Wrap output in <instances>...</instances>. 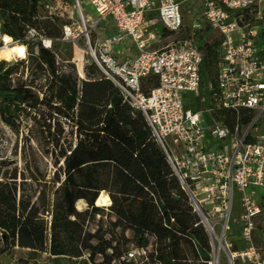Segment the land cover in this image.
Returning a JSON list of instances; mask_svg holds the SVG:
<instances>
[{
	"label": "built area",
	"instance_id": "2783aa9c",
	"mask_svg": "<svg viewBox=\"0 0 264 264\" xmlns=\"http://www.w3.org/2000/svg\"><path fill=\"white\" fill-rule=\"evenodd\" d=\"M83 4L97 20L85 14ZM36 10L40 21L65 22L60 37L52 40L26 25L21 40L5 45L0 39V49L17 44L27 49L23 58L0 59V65L6 63L0 75L15 66L10 83L20 80L42 100L46 77L41 91L30 85L29 48L52 51L59 64L54 41L74 46L82 41L92 64L142 115L189 204L203 213L211 249L207 264H264V223L260 228L258 223L264 217V0H40ZM100 23L112 25L113 31L101 37ZM207 28L218 43L217 73L214 86L205 85L208 107L200 98L196 109L184 94L198 96L203 88L204 55L194 36ZM2 30L0 16V37ZM171 36L180 37L165 43ZM82 63L84 74L88 61ZM151 80L156 84L149 85ZM215 109L233 115L232 128L215 118ZM31 112L23 103L6 108L0 96V147ZM6 169L10 166L0 162V183H15L18 199L19 179L5 175ZM236 197L240 208L232 215ZM134 252L125 259L135 260Z\"/></svg>",
	"mask_w": 264,
	"mask_h": 264
},
{
	"label": "trees",
	"instance_id": "16d2710c",
	"mask_svg": "<svg viewBox=\"0 0 264 264\" xmlns=\"http://www.w3.org/2000/svg\"><path fill=\"white\" fill-rule=\"evenodd\" d=\"M39 1L0 0L3 33L21 40L28 25L52 40L59 38L65 22L40 21ZM209 33L207 28L194 37L204 55L202 83L214 86L218 43L205 42ZM34 68L30 85L36 91L43 87L37 78L46 77L42 100L20 80L10 83L8 76L15 66L0 75V96L8 109L23 103L35 111L33 120L47 130L51 148L62 162L63 179L55 177L59 185L51 204L44 191L35 200L34 195L23 193L17 199L15 183H0V255L11 248L27 251L32 264H39L41 255L49 256L52 264L61 259L96 264L97 256L103 264H134L121 261L126 260L128 245L146 250L152 239L149 264H207L211 249L201 219L152 140L142 115L123 102L94 64L86 65L84 78L79 79L71 65L56 64L54 53L39 45ZM43 107L48 109L49 123L41 113ZM214 116L232 128L231 113L215 109ZM102 192L110 198L106 210L114 219L111 230H121L118 236L101 229L87 231L86 223L105 210L95 205ZM81 200L88 209H76ZM126 231L132 233L131 239L125 237Z\"/></svg>",
	"mask_w": 264,
	"mask_h": 264
},
{
	"label": "rangeland",
	"instance_id": "374dc122",
	"mask_svg": "<svg viewBox=\"0 0 264 264\" xmlns=\"http://www.w3.org/2000/svg\"><path fill=\"white\" fill-rule=\"evenodd\" d=\"M85 11V14L91 16L93 20H97V16L92 12L90 8H88L85 4L82 5ZM191 22H189L190 24ZM100 30L99 35L102 37V33L105 35L109 34L113 31L112 25H105L104 23H100ZM160 29L161 26L158 25L156 27ZM185 36V35H183ZM180 36H171L169 37L165 43L173 42L178 39ZM216 38L214 33H209L206 37V41L212 43ZM53 50L58 56V60L60 65H71L75 71L76 76L81 79L78 74L76 73L75 65L79 63L80 59H86L88 61V66L92 64L91 60L89 59L88 55L86 54V46L81 41L78 45H73L70 42L61 43L54 41ZM28 68H29V77L28 80L31 78L32 73L34 72V57L37 56V51L34 47H30L28 51ZM134 54V53H133ZM75 63V65L73 64ZM6 65V63L4 64ZM37 77V76H36ZM42 76L38 77L36 83L40 86ZM207 81H204L203 88H201L197 93L193 94H184V98L192 99L194 101V105L196 109L200 108L199 99H204V106L205 108L208 107L209 104V97H208V89L205 87ZM41 113H43L44 118L47 119L48 109L43 107L41 109ZM40 113V114H41ZM30 118H24L22 127L14 128L12 130L13 135L10 136V140L7 145L0 147V160L1 167L3 166H10V169H6L4 174L7 175L11 173L19 179V194L23 193L24 195H34L33 200L35 197L38 196L40 191H44L48 198L49 203L51 204L52 201V193L54 189L59 185L56 181V175L59 176L60 180L63 179L62 174V162L61 160L56 157L57 151L51 148V145L48 140V134L46 129H41V126L36 124L32 117L35 116V111L31 112ZM39 119V118H38ZM30 120V121H29ZM42 120V119H41ZM47 123L48 119H47ZM69 124L65 123L64 127L69 130ZM19 129L22 130V138H20ZM21 139V144L19 145L18 141ZM20 175V176H19ZM262 192V190H258V193ZM264 192V190H263ZM263 201V200H262ZM239 199L236 197L231 214L237 215L239 210ZM104 208V211H101L98 215L94 218L90 219L86 223L87 231L90 233L96 232L98 229L102 231L114 232L117 236L121 233L120 229H116L115 231L111 230L110 223L114 221V219L108 215V211L106 208L108 206H98ZM261 207L264 213V202L261 203ZM76 209L78 211H84L88 209L87 204L84 201H79L76 203ZM259 228L260 225L264 223V217H259L258 219ZM258 228V229H259ZM235 233L238 234L239 230L235 228ZM125 237L128 239L132 238V233L130 231H126L124 233ZM109 238V235L105 236ZM153 242L152 239H149V247L144 250L145 254H143L140 250L135 247L134 244L128 245L127 253L134 252L135 253V260H130L134 264H149V260L147 259V253L152 250L151 243ZM126 253V255H127ZM88 255H85V258ZM39 264H52L49 260V256L41 255L38 258ZM129 262V260H121ZM96 264H103L102 259L100 256H97L95 259ZM0 264H32L31 260H29L28 252L21 249H11L8 248L2 255H0ZM58 264H78L75 261L61 259ZM112 264H120V262L115 261Z\"/></svg>",
	"mask_w": 264,
	"mask_h": 264
},
{
	"label": "clouds",
	"instance_id": "9594fccd",
	"mask_svg": "<svg viewBox=\"0 0 264 264\" xmlns=\"http://www.w3.org/2000/svg\"><path fill=\"white\" fill-rule=\"evenodd\" d=\"M0 39L4 41L5 45L9 44L12 41V37L8 36L7 34L0 37ZM26 52H27L26 46L17 44V46L13 47L10 50L0 49V59H5V58L11 59L12 54L17 55L20 58H23L25 57Z\"/></svg>",
	"mask_w": 264,
	"mask_h": 264
},
{
	"label": "bare ground",
	"instance_id": "6f19581e",
	"mask_svg": "<svg viewBox=\"0 0 264 264\" xmlns=\"http://www.w3.org/2000/svg\"><path fill=\"white\" fill-rule=\"evenodd\" d=\"M13 47L7 46L4 50H10ZM15 55V54H12ZM6 61H9L10 59L5 58ZM77 71L80 78H83V63L82 59L79 60V63L77 64ZM111 201L109 196L106 193H101L97 199V202L95 203L96 206H110Z\"/></svg>",
	"mask_w": 264,
	"mask_h": 264
},
{
	"label": "water",
	"instance_id": "95a60500",
	"mask_svg": "<svg viewBox=\"0 0 264 264\" xmlns=\"http://www.w3.org/2000/svg\"><path fill=\"white\" fill-rule=\"evenodd\" d=\"M96 202H97V200H96ZM198 216L200 217V219H201L202 222H205L206 221V219H205V217H204V215H203V213L201 211L198 212Z\"/></svg>",
	"mask_w": 264,
	"mask_h": 264
},
{
	"label": "crops",
	"instance_id": "0c3cea01",
	"mask_svg": "<svg viewBox=\"0 0 264 264\" xmlns=\"http://www.w3.org/2000/svg\"><path fill=\"white\" fill-rule=\"evenodd\" d=\"M264 202V201H263Z\"/></svg>",
	"mask_w": 264,
	"mask_h": 264
}]
</instances>
